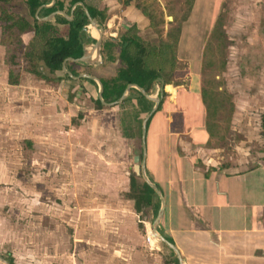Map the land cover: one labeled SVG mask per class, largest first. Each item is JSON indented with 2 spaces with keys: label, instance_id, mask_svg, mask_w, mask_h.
I'll return each instance as SVG.
<instances>
[{
  "label": "rangeland",
  "instance_id": "374dc122",
  "mask_svg": "<svg viewBox=\"0 0 264 264\" xmlns=\"http://www.w3.org/2000/svg\"><path fill=\"white\" fill-rule=\"evenodd\" d=\"M124 1L125 5H116L114 0L88 3L114 5L102 8L107 9L104 33L113 27L118 33L123 31L129 25L126 16L136 9L135 4L162 18L156 26L139 28L138 34L154 44L160 39L173 42L178 59L176 81L182 86L191 79L199 82L205 92L201 93L204 101L209 103L210 111L214 107L221 123L214 141L219 159L228 164L234 159L241 160L242 166L254 164L264 150L257 119L264 113V0ZM15 6L28 16L23 0H17ZM180 38L183 47L177 43ZM191 56L196 59L195 73L191 70ZM22 66L21 61L19 67ZM6 69L2 64L0 264H173L161 242L154 239L149 245L145 240L155 216L153 211L147 208L133 213L122 196L127 175L133 172V156L141 155L136 124L133 137H122L119 109L104 107L110 109L112 124L106 128L102 119L100 124L92 122L90 126L97 127L96 132L90 129L89 139L81 141L87 147L77 144L83 137L80 130L67 128L66 132L60 129L61 140L66 139L63 147L58 149L51 139L42 137L41 130L30 135L32 147L26 140V126L27 121L32 124L33 113L23 100L32 95L31 85L29 80L21 88L8 85ZM93 72L106 75L111 66ZM19 80L27 82L21 76ZM66 83L69 84L67 80ZM47 84L51 86L50 93L57 95V84ZM156 91L154 87L151 95L155 96ZM92 95L96 96L95 92ZM162 99L159 112L163 116L172 109L168 94ZM89 103L87 94L81 93L74 104L86 114L91 109ZM143 116L140 114L141 119ZM111 206L118 209H114L119 214L116 219L90 215L92 211L103 213ZM139 220L143 225L136 231Z\"/></svg>",
  "mask_w": 264,
  "mask_h": 264
},
{
  "label": "crops",
  "instance_id": "0c3cea01",
  "mask_svg": "<svg viewBox=\"0 0 264 264\" xmlns=\"http://www.w3.org/2000/svg\"><path fill=\"white\" fill-rule=\"evenodd\" d=\"M11 1V9L18 12L15 6L17 0ZM60 1H62L63 8L56 11L65 12L67 0ZM114 1L116 5L126 4L124 0ZM50 3L51 0L43 6L48 7ZM23 5L26 9L24 0ZM88 5L99 10L114 7V5L109 6L105 2L102 3V6L100 3L98 5L88 3ZM133 6L135 7V5ZM105 11L107 13V9ZM57 14L61 15V13ZM128 16H126L127 24L134 23L137 29L149 27V21L140 9H134ZM88 25L89 23L85 26V34L95 40L97 37L90 34ZM107 26L109 25L107 24ZM58 27L60 31L63 28L62 25H58ZM103 31L104 28L101 29L100 40L104 37L114 38L118 33L116 27L108 28L105 33ZM138 35L143 38L140 34ZM177 43L183 47L181 38L177 40ZM91 44H84L83 50H88ZM3 55L4 48L0 45L1 68ZM94 57L95 53L91 52L90 58ZM191 57L193 65L196 59ZM98 64L91 65L95 67ZM177 64L178 59L175 55V66L172 70L173 80L177 78ZM192 65L191 70L195 73V64ZM21 72L26 73L27 77L21 75ZM61 73H63L61 70L60 74L55 72L57 76H61ZM20 76L27 79V82L19 80ZM193 76L195 75L193 74ZM34 77L32 74L20 70L18 83L14 84L21 88L29 80V85H31L30 93L32 95L25 96L23 100L26 99V109L29 108L33 113L32 124L27 121L28 125L26 126V140L28 143L31 142L32 147L34 141L30 135L33 136L39 130L44 135L42 137L51 139L50 142L57 144L58 149L63 147L66 139L61 140L60 129L66 132L65 128L70 131L80 130L83 137L77 140V144L87 147L81 141L86 137L89 139L90 129L96 132L97 127L90 126L92 122L100 124L99 121L102 119L101 124L106 128L112 124L108 113L110 109L104 108L111 107L103 105V108L95 109L93 106L92 99L97 97L95 82L94 85L89 81L71 78L67 80L69 83L67 84L66 79H61L54 82L57 84L58 92L57 95H54L49 91L51 88L50 84H47L50 82L49 80L44 81ZM191 80L186 86L179 83L165 85L160 83L159 86L157 84L155 86L157 91L165 90L163 91L165 95L168 94L172 109L163 116L159 109L150 119L145 134V173L148 179L161 191L164 198L163 213L156 230L163 237L170 239L169 242L177 250L183 264H264V159L262 158L264 151L261 152V158L249 166L240 165L242 161L238 159L232 160L229 164L220 160L216 154L219 150L218 145H214V141L218 134L216 130L221 123L216 117L214 107H212L213 111H210L209 106L207 108V102L202 100L199 82H196L195 79ZM8 85L13 86V84ZM92 92H95L96 96H93ZM81 93L87 94V99L91 104V109L86 114L82 110H78L79 108L74 104ZM19 97L22 98L21 95ZM81 103L84 104L86 101ZM79 112L82 115L80 118H76ZM257 119L260 127V115ZM231 122L234 123L232 120ZM259 136H261L260 132ZM55 139L60 141L56 143ZM262 142L264 144V141ZM127 190L128 180L122 192L123 197ZM123 199L129 207L133 208L131 200L125 197ZM115 208L111 206L103 213L92 211L93 213L90 215L114 216L116 219L119 214L114 213ZM116 210L118 209L116 208ZM139 222L141 223L139 220L135 224V230L136 227L139 229ZM79 226L81 229V221ZM148 231L146 230L147 234ZM170 250L173 255L168 251L169 263L178 264L174 251ZM10 261L12 263L13 260Z\"/></svg>",
  "mask_w": 264,
  "mask_h": 264
},
{
  "label": "trees",
  "instance_id": "16d2710c",
  "mask_svg": "<svg viewBox=\"0 0 264 264\" xmlns=\"http://www.w3.org/2000/svg\"><path fill=\"white\" fill-rule=\"evenodd\" d=\"M87 1L89 0H67L65 13L69 14L72 4L81 2L89 16L95 18L97 27L102 29L103 22L107 18L105 10L88 5ZM49 2L50 0H24L28 14L25 17L11 9V0H0V45L4 48L3 64L7 68L6 80L8 84L18 83L20 70L44 81L70 80L71 78L64 73H61V76L55 74V72H60L62 61L67 57H80L83 52V44L94 43L95 40L85 34V26L89 22L80 5L74 7L70 20L60 14H55L49 20L37 19L34 16L36 8ZM126 2L124 1V3ZM135 7L140 9L148 19L149 26L153 27L162 23V18H157L147 7L136 4ZM62 8V1L55 0L48 7L42 6L37 12V17H44L53 11L62 10ZM58 25L63 26L61 31ZM137 31L136 25L131 23L123 31L117 33L116 37L102 38L99 48L101 62L97 66L65 61L66 70L73 76L79 72L95 74L102 85L101 98L104 102L116 100L129 83L141 87L149 95L153 94L152 90L156 84L158 86L160 83L164 85L178 84L176 80L172 79V70L175 66L173 42L160 39L158 44H154L141 38ZM21 61L23 62L22 68L19 67ZM148 62L151 64L150 67L147 66ZM152 64H155V67ZM110 66L109 74L99 76L93 72H97L101 68L110 69ZM77 68H80L81 71ZM79 80L89 81L95 85L94 81L90 79L79 78ZM159 93V90L156 91V96H159ZM201 93L205 95L203 90ZM164 95L165 92L161 91L157 108L146 121V130L152 116L159 111ZM203 98L204 96L202 97L204 101ZM92 102L95 109L104 107L97 97L92 99ZM145 104H147V108H144ZM152 105L153 102L145 98L136 88H129L127 96L114 105L119 109L118 123L122 137H133L135 124L136 134L140 133V114H146ZM206 105L208 108L209 103ZM81 115L80 112L77 113L76 118H80ZM260 128V135L264 139V113L260 115ZM262 158L264 159V156ZM127 177L128 190L124 193V197L132 201L134 211L139 213L144 209L151 208L155 214L158 208V197L155 192L141 178L138 180L133 172L128 173ZM139 227H142L140 222ZM164 238L170 241L167 237ZM162 245L172 254L168 247ZM174 260L176 263L175 257Z\"/></svg>",
  "mask_w": 264,
  "mask_h": 264
},
{
  "label": "water",
  "instance_id": "95a60500",
  "mask_svg": "<svg viewBox=\"0 0 264 264\" xmlns=\"http://www.w3.org/2000/svg\"><path fill=\"white\" fill-rule=\"evenodd\" d=\"M53 1L54 0H51L50 5L53 3ZM75 5H80L82 7L85 16L88 19L89 26L93 27L95 29V31L97 32L98 36H97V38H95L94 43H92L89 46L88 50L87 49L83 50L82 55L80 57H78V58H71V57L65 58L62 61V64H61V71L64 74H66L67 76H69L70 78H72V79L87 78V79L93 80L96 83V85H97V98H98V100L100 101V103L102 105L112 107V106L118 104L119 102H121L127 96L130 87L136 88L145 98H147V99H149L150 101L153 102L152 108L150 109L149 112L144 114V116L142 117L141 122H140L141 155H140V159H139V155H134L133 156L134 164H133L132 170H133L135 175H140L141 176L142 180L156 193V195H157V197L159 199V207H158L156 215H155V217H154V219H153V221L151 223V227H150V229L148 231L149 236L152 239H155V240H157V241H159L161 243H164L170 249H172V251H174V253L176 255L178 264H183V261L179 257V254H178L177 250L175 249V247L169 241H167L162 235H160L157 232V230H156L157 225L159 223V220L161 218V215L163 213L164 198H163V195H162L161 191L148 179V177L146 176V173H145V169H144V161H145V154H146V150H145L146 121L150 117V115L152 113H154V111L156 110L158 102H159V99L161 97V91L162 90L161 89L159 90V92H160L159 96H156V95L153 96V95H149V94L145 93V91L141 87H138L135 84H130L129 83V84L126 85L124 91L122 92V94L116 100H114L112 102H104L102 100V98H101L102 85H101L100 81L98 80V78H96L93 75L87 74V73H79L78 75L73 76L69 71H67L65 69V67H64L65 61H75V62L90 63V64H93V63L98 64V63L101 62L100 57H99V47H100V38H101L102 32H101V29H99L97 27V22H96L95 18H92V17L89 16V13H88L87 9L83 6V4L81 2H75L74 4H72L68 15L65 12H63V11H53V12L49 13L48 15H46V16H44L42 18H38L37 17V12L43 5H39L36 8V10L34 11V16L37 19H40V20H48L51 17H53L54 14H57V13H61V15L65 19L70 20L72 18L73 7ZM83 46H84V44H83ZM92 51L95 53V57L91 59L90 58V54H91Z\"/></svg>",
  "mask_w": 264,
  "mask_h": 264
},
{
  "label": "built area",
  "instance_id": "2783aa9c",
  "mask_svg": "<svg viewBox=\"0 0 264 264\" xmlns=\"http://www.w3.org/2000/svg\"><path fill=\"white\" fill-rule=\"evenodd\" d=\"M145 240H146V242L149 244V245H152L153 243H152V240H154V239H151V237L149 236V234H145Z\"/></svg>",
  "mask_w": 264,
  "mask_h": 264
},
{
  "label": "bare ground",
  "instance_id": "6f19581e",
  "mask_svg": "<svg viewBox=\"0 0 264 264\" xmlns=\"http://www.w3.org/2000/svg\"><path fill=\"white\" fill-rule=\"evenodd\" d=\"M90 34L93 36V37H97V32L95 31V29L91 28V31H90ZM91 51V50H90ZM93 52V51H92ZM154 242V241H152Z\"/></svg>",
  "mask_w": 264,
  "mask_h": 264
}]
</instances>
